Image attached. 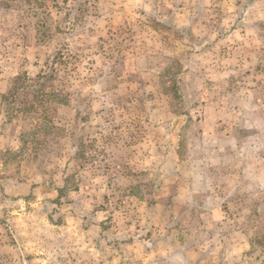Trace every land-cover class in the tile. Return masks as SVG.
<instances>
[{
	"label": "rangeland",
	"instance_id": "374dc122",
	"mask_svg": "<svg viewBox=\"0 0 264 264\" xmlns=\"http://www.w3.org/2000/svg\"><path fill=\"white\" fill-rule=\"evenodd\" d=\"M0 264H264V0H0Z\"/></svg>",
	"mask_w": 264,
	"mask_h": 264
},
{
	"label": "trees",
	"instance_id": "16d2710c",
	"mask_svg": "<svg viewBox=\"0 0 264 264\" xmlns=\"http://www.w3.org/2000/svg\"><path fill=\"white\" fill-rule=\"evenodd\" d=\"M35 98L38 100H42L45 103L50 101V99H58L63 100V96H61L60 92H57L55 90H51L50 92H47L44 89H39L37 94L35 95Z\"/></svg>",
	"mask_w": 264,
	"mask_h": 264
}]
</instances>
